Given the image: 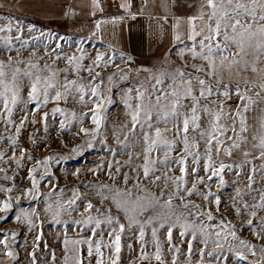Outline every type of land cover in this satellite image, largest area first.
Here are the masks:
<instances>
[{"label": "snow or ice", "instance_id": "1", "mask_svg": "<svg viewBox=\"0 0 264 264\" xmlns=\"http://www.w3.org/2000/svg\"><path fill=\"white\" fill-rule=\"evenodd\" d=\"M147 4L148 0H141L139 10L133 12V0H120L116 7L123 12L121 15H112L110 21L115 25L126 16L134 19L138 15H144ZM88 7L92 17H96L97 11L104 10L101 0H90ZM75 12L73 6H68L64 15H75ZM160 19L167 22L168 17L164 15ZM12 21L13 17L9 16L7 22L0 27V33H4L0 39L5 41L8 51H12L13 38L7 34L13 29ZM107 22L108 18H96L91 34L95 35L102 23ZM19 23L17 18L16 24ZM27 27L29 31L35 30L33 24H28ZM171 30L172 40L180 45L177 55L183 64L170 65V72H153V69L147 67L121 69L114 63L115 52L112 55L96 52L90 58L91 63L87 68H83L81 64L85 59L83 50L80 56L66 58L71 68L63 69L65 73L70 70H86L91 74L97 68L111 65L116 68L121 80L128 79L132 72L139 74L142 71L148 73V79L136 84L134 93L133 88L129 87L123 101L131 120L128 131L134 132L137 127L140 129L137 140L141 151L136 152L140 163L133 165L129 155L126 166L130 172H123L119 163L115 166L109 163L108 178L111 183L97 182L89 185L98 190L97 204L86 200L81 218L75 221L78 226L90 225L89 235L70 238L65 234L62 241V264H93V257L94 264H117L120 259L121 234L126 228L133 226H136L141 242V261L154 259L156 264H179L180 243H184L187 248L182 264H229V261L232 264H264V114L259 117L258 126L253 125L251 132L245 114L255 103L254 97H264V0H199L194 14L184 17L174 15ZM22 35V26L17 27L16 38L19 39ZM120 57L123 62L125 54L120 53ZM189 58L192 60L191 64L188 63ZM127 59L131 60L132 57ZM59 71L47 63L41 66L39 58L13 61L9 55L6 61L0 60V119L5 125L15 127V136L10 135L6 139L11 146L12 155L8 157L0 149V161L11 160L19 168L23 160L27 159L37 166L43 163L46 167L52 159L51 155H45L43 161L34 159L31 155L26 157L27 149L18 146L19 133L28 117L24 115L16 123L12 115L13 106L21 99V85L25 78L29 82L26 99L28 102H35V109L47 105L49 100L64 99L67 102L69 95L73 94V88L78 92L79 101L83 102L87 88L91 94L88 99L93 100V108L81 113L79 120L82 124L85 115L90 114L95 127L81 126L79 131L95 134L100 128L102 102L106 99L102 87L104 79H98L101 73L97 71L95 75H90L87 86L79 82V78L69 79L66 75L63 77L64 84L60 85ZM248 72L256 74V77L241 75ZM117 73L107 74L109 86ZM233 77L237 78L235 84L225 83L226 78ZM232 92L240 103L234 107L226 106L225 99H231ZM132 100L134 103H130ZM53 111L63 114L69 110L54 107ZM76 115L75 111L71 112L73 119ZM43 116L46 117L47 113H43ZM32 123H36L35 117ZM67 123L68 118L65 117L60 122L59 130H64ZM94 138L93 135L89 139ZM32 143L35 144V141ZM84 143L91 147L87 140ZM80 147L83 145L74 147L73 152ZM233 149L240 150L244 157L243 163L234 161L229 165L220 160L217 166L216 160L222 154L232 157ZM17 150L19 156L16 155ZM160 152L163 155H159ZM189 157L192 158L191 168L188 167ZM256 160L260 161L259 168L254 163L250 164ZM201 162L204 175L200 174L196 166ZM248 164L250 171L244 187L253 202L249 204L241 194L242 190L237 188L239 200L233 201L232 210L239 218V225H246L255 240L260 242L259 247L253 240L242 238L237 232L238 224L232 220L220 216L218 222H212L220 208V196L213 193L210 187L213 177L218 185H223L226 169L235 167L242 170ZM173 169H178L179 175ZM36 172L37 168L27 169V177L32 186L24 188L26 196L33 193L40 195ZM189 173L194 179L187 178ZM234 174L239 176L240 173L237 171ZM257 175L260 181L256 180ZM4 178L14 179L7 174ZM257 183L261 185L258 188L254 187ZM14 187L17 186L0 185V191L5 193L0 199V213L6 214L12 208L11 193ZM193 196L201 197L204 203L214 202L217 205L216 212L204 208L203 203H195L190 199ZM15 199L19 201L21 197L16 196ZM45 201L44 211L50 213L53 220L68 211L64 205L72 208L76 203L75 197L64 201L58 199L55 205L48 202L47 198ZM92 212L97 215L93 216ZM39 215L35 208L20 209L15 219L20 221L23 216L27 225L34 227L37 223L34 217L38 218ZM186 217L196 219L188 220ZM3 219L5 217L0 216V220ZM105 224L110 229L107 241L103 239V232L98 231ZM160 229H164L166 247L171 254L170 262L164 258ZM174 229L178 231L180 243L174 242ZM148 232L154 246L152 253L145 251V236ZM11 235L15 238L17 233L12 231ZM189 236L191 239H188ZM39 239L40 236L37 235L34 243ZM197 240L203 246L194 249L193 241ZM106 248L109 251L105 260ZM0 250L8 258L14 259L17 256L9 246L7 235L3 233H0ZM28 255L31 264H37L35 249ZM52 259L55 264V252L52 253Z\"/></svg>", "mask_w": 264, "mask_h": 264}, {"label": "rangeland", "instance_id": "2", "mask_svg": "<svg viewBox=\"0 0 264 264\" xmlns=\"http://www.w3.org/2000/svg\"><path fill=\"white\" fill-rule=\"evenodd\" d=\"M136 0H133V8L138 11L136 7ZM199 0H148L145 14L141 15L146 20L150 21V45L152 51H156V55L151 56H131L132 59L122 62L120 55L115 53L114 63L118 64L121 69L131 67L133 69L140 67H147L153 69V72H170L172 68L170 65L175 64L182 66L183 62L178 58L177 51L180 47L172 40L171 23L173 22L174 15L181 17L192 15L196 12V6ZM64 4V5H63ZM72 6L71 0H0V27L7 22L9 16L13 17V29L8 35L13 38L11 45L12 51H8L5 47V41L0 39V60H5L9 55L12 56L13 61L24 60L29 58L36 60L39 58V63L43 66L44 63L49 64L52 68L59 71V84L63 85V77L66 75L69 79L79 78V82L88 85L90 75H95V72H100L101 77L104 79L103 95L106 99L102 102L101 125L95 134H85L80 132V127L93 128L95 125L91 121V115L87 114L84 117L83 123H80L79 116L81 113L86 112L87 109L93 108V100L88 99L91 95L85 89L86 98L83 102L79 101L78 92L73 88L72 95H69L67 102L64 99L59 101L49 100L47 105H43L40 109H35V102H28V79L25 78L21 85V99L13 106L12 119L19 123V120L27 115V120L22 126L18 137V146L27 149L25 156L31 155L34 159L43 161L45 155H51L52 159L48 161L47 166L42 163L40 166L35 165L32 161L24 159L19 168L17 165L9 161H0V185L10 186L15 184L12 190V208L8 213H0L5 219L0 220V233L7 235L9 246L13 249L17 256L8 258L4 252L0 250V264H31L29 252L35 249L37 264H51L52 253L55 252V263L59 260L60 241L63 236H76L86 237L89 235L90 225L78 226L75 221L81 218L84 211L85 201L92 200L94 205L97 204V189L89 187L97 182L111 183L108 178V164L111 163L115 166L116 163L121 165L123 172H130L127 165L129 155H131V163L133 165L140 163L136 158V152L141 151L137 137L139 135V127L134 132L128 131L131 126L129 110L124 104V97L129 87L133 88L135 92V85L144 83L148 79V73L140 72L139 74L132 72L129 74L128 79H119V73L116 68L111 65L102 66L95 69L91 74L86 70L78 72L68 71L65 73L63 69L71 68L67 63V57L80 56L81 50L85 59L81 61L83 68L91 63L90 58L96 55V52H107L112 55L113 52L104 48L101 44H110L112 39L116 40L118 46H125L127 37L124 32V24L116 23L115 25L109 20L107 23H102L101 28L95 35L90 34V25L86 22L80 21V17L75 12V15L65 16L64 12ZM108 9V8H107ZM119 9L113 6L109 9L110 12H117ZM78 14V15H77ZM167 15V22L160 19V17ZM19 20V25L16 24V19ZM159 20V21H158ZM33 24L34 31H29L27 25ZM22 26L23 35L16 38V28ZM4 33H0V36ZM19 50V55H17ZM33 52L35 55L33 56ZM47 53V54H46ZM161 54H163L161 56ZM59 57V58H58ZM167 61V62H166ZM199 62V61H197ZM188 63L191 64L192 60L189 58ZM23 67V65H21ZM188 70V69H186ZM117 73L111 85H108L107 74ZM249 78H255L256 74L248 72L246 74ZM236 77L231 79L226 78L225 83L235 84ZM167 83V82H166ZM157 87H160L157 85ZM244 85L241 83V88ZM54 94V93H53ZM231 99H225L226 106L234 107L240 103L235 93H231ZM94 99V98H93ZM255 103L251 105L249 110L245 113L247 116V123L249 125V132L252 131L254 124L258 126L259 117L264 114V97H254ZM100 102V101H96ZM134 103V100L130 101ZM190 103V102H189ZM203 103V101H202ZM2 107V104H0ZM54 107L68 109L66 113L53 111ZM35 109V111H33ZM75 111L76 118L71 117V112ZM43 113H47L44 117ZM35 117L36 123H32ZM68 118L64 130L60 131V122ZM79 133V135H77ZM231 134V133H229ZM248 133H245L247 135ZM10 135L15 136V127L12 125H5L0 119V149H3L8 157L12 155L11 146L7 144L6 139ZM94 139H89L91 136ZM127 137V138H126ZM91 144L89 147L85 141ZM35 141V144L32 143ZM227 143V141H226ZM251 140H249V145ZM83 145L78 151L73 152V148ZM201 148L203 142L201 141ZM19 156V151H16ZM156 155V153H153ZM159 155H163L160 152ZM191 157L188 158V167L191 168ZM214 159L216 157L214 156ZM223 160L226 164L232 165L235 163H243L244 157L240 150L233 149V156L228 157L221 155L216 160L217 166L219 161ZM256 164L257 168L260 166V161H251ZM250 164L244 165L243 169H226L224 172L225 183L218 185L216 178L213 177L210 187L212 192L220 196L219 212H216L217 205L213 202L211 204L204 203L199 196H193L192 199L195 203H203L204 208H210L216 212L214 221L218 222L220 216L226 217L238 224L237 232L242 238L251 239L257 243L259 247L260 242L255 240L246 225H239V218L235 216L232 210L234 200H239L236 195V189L242 190V195L251 204L253 201L247 196V189L244 187L247 183L246 176L250 171ZM200 170V174L204 175L203 163L196 165ZM28 168H37L35 173L36 179L39 181L40 195L36 196L34 193L24 195V188H30L31 181L27 177ZM176 175H179L178 169H173ZM239 171V176L234 173ZM5 174L14 179L6 180ZM131 174V173H130ZM188 179H194L189 173ZM256 180L260 181L259 175ZM260 183L254 187H260ZM5 193L0 191V199L4 197ZM16 196L21 199L17 201ZM75 197L76 203L69 208L64 205L65 211L53 220L52 215L44 211L45 198L48 202L53 203L59 199L61 201L71 200ZM178 203V201H174ZM35 208L39 213V217L34 219L37 223L34 227L27 225L23 216L20 221L15 219L17 212L20 209ZM74 209V210H73ZM70 212V214H69ZM96 216V212H92ZM188 220L196 219L194 217H186ZM123 222V221H122ZM206 223H209L205 220ZM126 223V222H125ZM255 223V220H254ZM109 227L107 224L103 225L98 231L103 232V237L108 238ZM15 231L17 236L12 237L11 232ZM160 240L163 246L164 258L171 261V254L166 247V237L163 234L164 229H160ZM39 235L40 239L35 241L34 238ZM174 242L180 243L178 231H173ZM188 239H191L189 236ZM147 245L145 251L154 252L153 241L150 232L145 236ZM46 245V247H45ZM141 242L138 235L136 226L126 228L121 234V251L120 259L117 264H156L155 260H139L141 250ZM197 241H193L194 249L202 247ZM211 247V245H209ZM181 253L178 255L179 264H182L184 256L186 255L185 249L187 245L180 243ZM198 256L199 253L197 252ZM40 259H39V258ZM229 264H232L229 261Z\"/></svg>", "mask_w": 264, "mask_h": 264}, {"label": "crops", "instance_id": "3", "mask_svg": "<svg viewBox=\"0 0 264 264\" xmlns=\"http://www.w3.org/2000/svg\"><path fill=\"white\" fill-rule=\"evenodd\" d=\"M120 0H101V4L103 6V12L97 11L96 17H92L89 12L90 9L88 7L90 0H71L72 6L76 9L78 15L80 17V21L86 22L90 25V34L93 31L94 28V20L96 18H108L110 20V17L112 15H121L123 10H118L117 12H110L109 9L113 6L118 5ZM64 5V4H63ZM108 8V9H107ZM133 12H136L134 8H132ZM150 21L145 19V17L138 15L134 19L131 17H125V19L121 22H118L120 24H124V32L127 37L126 45L125 46H118L116 43V40L112 39V43L110 44H103L100 42V44L110 50L111 52H115L116 54L120 55V53H124L125 56L131 57V56H151L156 55V49L155 51H152L151 45H150ZM159 21V20H158ZM98 32V31H97ZM93 37V35H92ZM163 54H161L162 56ZM70 238H79L76 236H69ZM99 238V237H97ZM64 236L61 238L60 241V253H59V260H57L55 264H62L63 261V241ZM105 241L108 240V238L103 237ZM86 248V246H84ZM109 249H104L105 252V260L107 258V253ZM39 258V257H38ZM40 259V258H39ZM53 260V259H52ZM95 257H93V264H94ZM53 264V262H51Z\"/></svg>", "mask_w": 264, "mask_h": 264}, {"label": "built area", "instance_id": "4", "mask_svg": "<svg viewBox=\"0 0 264 264\" xmlns=\"http://www.w3.org/2000/svg\"><path fill=\"white\" fill-rule=\"evenodd\" d=\"M136 1H137V2H136V3H137V4H136V7L139 8V7H140L141 0H136Z\"/></svg>", "mask_w": 264, "mask_h": 264}]
</instances>
